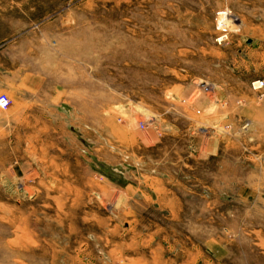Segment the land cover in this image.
<instances>
[{"label":"rangeland","instance_id":"obj_1","mask_svg":"<svg viewBox=\"0 0 264 264\" xmlns=\"http://www.w3.org/2000/svg\"><path fill=\"white\" fill-rule=\"evenodd\" d=\"M261 62L264 0H0V264H264V164L167 128Z\"/></svg>","mask_w":264,"mask_h":264},{"label":"crops","instance_id":"obj_2","mask_svg":"<svg viewBox=\"0 0 264 264\" xmlns=\"http://www.w3.org/2000/svg\"><path fill=\"white\" fill-rule=\"evenodd\" d=\"M248 54L252 55L250 51ZM252 66L253 61L240 60V70L250 69ZM254 66L259 79L264 78V62ZM243 74L244 71L230 84H214L203 89L198 101L202 119L197 130L188 126L187 110L176 106L173 112L169 113V131L176 135L183 132L186 134L184 141L187 143L190 138L189 150L193 155H200H191V158H200L206 165H210L208 171H217L218 166L225 163V157H231L234 162L233 157L239 153L243 154L242 158L246 162L264 164V102L257 99L249 86L257 77ZM24 82L25 89L30 86L31 90H39L37 84L33 86L32 83L28 85L26 80ZM174 101L179 102L178 99ZM199 135L200 143L196 142L195 137ZM145 145L144 147H147ZM239 160L240 158L237 159L238 164ZM173 164L176 165L177 162ZM186 164H183L184 168H188ZM153 171L152 173H156L157 169Z\"/></svg>","mask_w":264,"mask_h":264},{"label":"built area","instance_id":"obj_3","mask_svg":"<svg viewBox=\"0 0 264 264\" xmlns=\"http://www.w3.org/2000/svg\"><path fill=\"white\" fill-rule=\"evenodd\" d=\"M222 14L223 13H219L218 16L220 17V20L218 22V27H223L222 25L220 26L219 24H222L220 23V21L222 20ZM226 14V13H225ZM225 37H218L216 39V42L217 44H220L223 40H224ZM250 88L252 91H263L264 90V78H262L261 80H258V81H254L250 84ZM9 99L7 98V96L5 95H0V110H5L8 108L9 106ZM140 128L143 129L144 128V125L141 124L140 125Z\"/></svg>","mask_w":264,"mask_h":264},{"label":"bare ground","instance_id":"obj_4","mask_svg":"<svg viewBox=\"0 0 264 264\" xmlns=\"http://www.w3.org/2000/svg\"><path fill=\"white\" fill-rule=\"evenodd\" d=\"M221 19L222 20L220 21V23H222V24H219L220 26L221 25L222 26H227L229 24V22H230V19L228 18V15L225 14V13L222 14V18Z\"/></svg>","mask_w":264,"mask_h":264}]
</instances>
